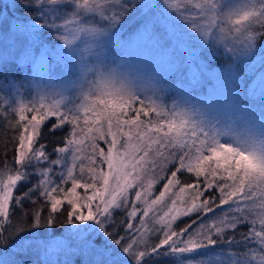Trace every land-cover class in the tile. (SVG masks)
<instances>
[{
  "label": "snow or ice",
  "instance_id": "1",
  "mask_svg": "<svg viewBox=\"0 0 264 264\" xmlns=\"http://www.w3.org/2000/svg\"><path fill=\"white\" fill-rule=\"evenodd\" d=\"M0 264H264V0L0 8Z\"/></svg>",
  "mask_w": 264,
  "mask_h": 264
},
{
  "label": "trees",
  "instance_id": "2",
  "mask_svg": "<svg viewBox=\"0 0 264 264\" xmlns=\"http://www.w3.org/2000/svg\"><path fill=\"white\" fill-rule=\"evenodd\" d=\"M3 4L4 5H8V3H7V0H0V8H2L3 7ZM12 11H14V10H12ZM17 15H19L20 13H16ZM206 88H207V85H205V90H206ZM55 257H53V259H54Z\"/></svg>",
  "mask_w": 264,
  "mask_h": 264
},
{
  "label": "rangeland",
  "instance_id": "3",
  "mask_svg": "<svg viewBox=\"0 0 264 264\" xmlns=\"http://www.w3.org/2000/svg\"><path fill=\"white\" fill-rule=\"evenodd\" d=\"M7 3L10 4V3H11V0H7ZM4 6H5V5L3 4V7H4ZM3 7H2V8H3ZM207 87H208V86H207ZM206 89H207V88H206ZM156 194H158V193H156Z\"/></svg>",
  "mask_w": 264,
  "mask_h": 264
}]
</instances>
